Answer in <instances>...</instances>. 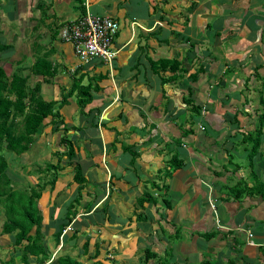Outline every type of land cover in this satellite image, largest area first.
I'll return each mask as SVG.
<instances>
[{"label": "crops", "instance_id": "0c3cea01", "mask_svg": "<svg viewBox=\"0 0 264 264\" xmlns=\"http://www.w3.org/2000/svg\"><path fill=\"white\" fill-rule=\"evenodd\" d=\"M80 1L83 10L118 22L116 53L74 71L104 78L92 80L99 89L83 108L89 119L79 114L67 130L84 183L72 181V164L62 157L53 189L39 198L51 252L43 264L62 247L77 249L62 253L83 263L264 264V0ZM76 3L57 27L80 15ZM47 5L33 4L44 12L41 24ZM56 49L64 72L69 57ZM160 58L179 62L175 80L161 82L170 73L149 64ZM47 132L38 137L50 156L63 145L59 133L47 139ZM172 155L180 165L168 173L176 161H163ZM77 190V213L56 244L53 233L65 222L60 210ZM144 194L151 198L139 205ZM50 199L55 212L45 206ZM3 244L0 264H24L11 242ZM27 261L36 264L31 255Z\"/></svg>", "mask_w": 264, "mask_h": 264}, {"label": "trees", "instance_id": "16d2710c", "mask_svg": "<svg viewBox=\"0 0 264 264\" xmlns=\"http://www.w3.org/2000/svg\"><path fill=\"white\" fill-rule=\"evenodd\" d=\"M74 1L79 3L80 15L83 14L84 10L81 1ZM43 17V10H39L38 20L41 22ZM50 38L51 40L55 38V31H51ZM8 47V43L0 41V51ZM38 49V44L35 43V56L27 68L29 74L40 76V79L36 80L32 85H27L29 74H24L20 69V72L16 70L7 73L0 65V206L3 208L4 214L1 233L9 234L13 232L14 239L11 241L13 250H19V260L24 264H29L27 262L29 255L35 258L36 264H43L51 255V252L43 244V227L46 223L44 224L45 219L42 214L43 206L39 198L46 186H48L49 191L53 189L58 171L63 168L60 164L62 157H65L72 164V181L80 186L85 181L80 172V164L72 160L73 146L67 134V130L70 127L58 115L55 107L59 109L74 94L75 104L79 114L83 115L85 120H88L90 115L89 110L85 112L83 108L92 99L91 90L97 91L99 89V86L96 83H92V80L96 82L104 78L103 74H92L90 77L86 72L79 73L77 76L76 72H73L70 74L71 81L69 87L58 101L56 102L52 99L46 100L40 94V87L42 83H48L56 74V66L48 56L53 51L52 47L46 48L40 55L38 54ZM149 64L153 65L156 71L166 70L170 73L165 77H161V82L175 80L183 71L179 66V62L175 59L160 58L155 61L149 60ZM86 76L87 81L85 84H82V80ZM187 103L191 104L190 101H187ZM191 107L195 112H198L197 106L191 105ZM259 117L263 118L264 113ZM261 121L260 119L259 122L261 123ZM90 125H95V123L90 121ZM46 126L49 127V133H59L58 142L59 145H63L62 150H56L53 153L55 156L54 162H44L42 168H35L37 169L35 172L38 174L36 175L37 180L31 185L28 193L11 188V176L7 168L13 158L12 154L21 156L32 145L38 136V131H42ZM255 146V142L251 144L249 149L250 154L255 150ZM127 150L132 156L135 154L129 148ZM169 160L176 162L167 171L168 173L180 165L175 155H172ZM79 185L78 187H80ZM150 198L151 196L149 194H144L138 198V204L140 205L143 201H147ZM79 199V190H77V193L64 208L65 222L58 225L57 230L53 233L56 244H58L59 233L62 228L75 217ZM53 200L46 202L45 206L49 205L55 212L57 206ZM75 234L73 231L72 238L76 236ZM83 245L85 248L87 245L86 240L83 242ZM47 264L86 263L80 262L75 258H70L61 252H57L54 259ZM87 264L105 263L93 261ZM200 264L210 263L204 261Z\"/></svg>", "mask_w": 264, "mask_h": 264}, {"label": "rangeland", "instance_id": "374dc122", "mask_svg": "<svg viewBox=\"0 0 264 264\" xmlns=\"http://www.w3.org/2000/svg\"><path fill=\"white\" fill-rule=\"evenodd\" d=\"M36 1L37 0H0V41L9 44L8 48L0 51V65L7 73L14 72L16 70L20 72V69L22 72H24V74H29L27 68L32 63L35 56V43L38 44L39 55L46 48L52 47L53 51L49 53L48 56L49 59L54 61H56L55 57H53L54 53L57 51L56 48L58 46L64 47L65 53L69 57L65 66H63L65 71L60 72L63 61L57 59L56 74L50 79L48 85H46V83H42L40 87V94L42 97H45L46 94L48 98L57 102L69 87L71 76L67 74L69 71H66V69H68L67 67H69L70 64L75 60L74 56L71 55L68 45L62 42L58 35L59 28L64 26V24L68 21L63 22V25L56 27L55 38L51 40L50 35L51 31L55 28L56 23L59 21L58 19H60L59 16H61L63 11H65V8L67 11V17H71L69 12H71V8L74 5L76 6L77 3L74 0H68L67 2L66 0H45L46 4H48L46 12L50 16L45 19L44 22H42L43 24H41V22H38L37 19L34 21L32 20V15L34 13H38L39 15V10H41L40 8L36 9V6H33L34 2ZM10 11H13V15L10 13ZM33 25L34 28H32ZM39 79L40 76L29 74L27 78V85H32L36 80ZM86 81L87 80L85 77L82 81V84H85ZM46 86L48 87V90L44 91ZM43 87H45L44 90ZM206 99L208 98L206 97ZM77 109L78 108L75 104L74 94H72L66 103L63 104L59 109H56L55 107V110L58 111V115H60L64 121L68 122L67 125L70 128H74L78 123L79 112ZM230 123V127L235 128L236 122L232 121ZM46 128L48 129L47 126ZM46 136L48 139L51 135L49 132H47ZM39 137L37 136L32 145H30L29 148L23 153L25 155L22 154L21 156H15L12 154L13 158L9 162L7 168L8 173L11 176V188L28 193L31 185L35 183V180H37L36 175L38 174L35 171L39 168H42L44 166V162L55 161V156L53 154H50L49 156L51 151H48L49 146H47L48 144L46 145L45 142L47 140H45L43 136L39 140ZM169 159H167L165 162L163 161L164 164L166 163L165 166L167 165V167L169 164H172V161ZM36 167L37 169H35ZM60 211L63 213L64 209L61 208ZM3 219V208L0 206V246L6 247L3 243L5 242L8 244L13 241L14 238L13 232L9 234L1 233ZM48 236L49 235H47V238ZM44 238H46L45 235ZM76 250L77 249H65V247H62L60 251L61 253H64L69 251L75 252ZM15 251H18V254L20 255L19 250ZM32 258L34 257L32 256ZM27 262L30 263L29 261ZM85 263L87 264L88 262ZM7 264H13L12 259L8 260Z\"/></svg>", "mask_w": 264, "mask_h": 264}, {"label": "built area", "instance_id": "2783aa9c", "mask_svg": "<svg viewBox=\"0 0 264 264\" xmlns=\"http://www.w3.org/2000/svg\"><path fill=\"white\" fill-rule=\"evenodd\" d=\"M118 22L107 15L92 14L88 10L76 18L69 20L59 30L61 41L70 44L75 64L67 70L74 72L93 61L108 63L115 56L113 45L114 37L118 31ZM246 233V242L254 244L251 232Z\"/></svg>", "mask_w": 264, "mask_h": 264}]
</instances>
